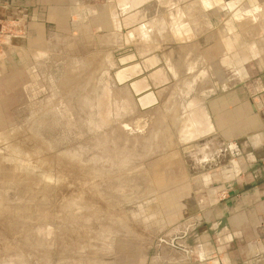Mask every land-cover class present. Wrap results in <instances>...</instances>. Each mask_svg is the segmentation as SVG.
<instances>
[{
    "label": "rangeland",
    "instance_id": "rangeland-1",
    "mask_svg": "<svg viewBox=\"0 0 264 264\" xmlns=\"http://www.w3.org/2000/svg\"><path fill=\"white\" fill-rule=\"evenodd\" d=\"M225 1L88 0L39 45L0 38V264L168 260L209 98L264 67V0Z\"/></svg>",
    "mask_w": 264,
    "mask_h": 264
},
{
    "label": "crops",
    "instance_id": "crops-1",
    "mask_svg": "<svg viewBox=\"0 0 264 264\" xmlns=\"http://www.w3.org/2000/svg\"><path fill=\"white\" fill-rule=\"evenodd\" d=\"M248 3L224 5L244 12ZM83 6L88 0H0V38L13 48L39 45L46 30L67 28L70 14ZM207 107L209 133L200 144L208 143L199 145L194 177L198 209L159 264H264V67L209 98Z\"/></svg>",
    "mask_w": 264,
    "mask_h": 264
},
{
    "label": "bare ground",
    "instance_id": "bare-ground-1",
    "mask_svg": "<svg viewBox=\"0 0 264 264\" xmlns=\"http://www.w3.org/2000/svg\"><path fill=\"white\" fill-rule=\"evenodd\" d=\"M133 18H131V20H132ZM176 27V26H175ZM178 28V27H177ZM181 33V32H180ZM105 99V98H104ZM101 103V102H100ZM99 106V105H98ZM106 111V110H105ZM108 112V111H107ZM102 113V112H101ZM102 114H104V112L102 113ZM27 135V134H26ZM24 136H25V134H24ZM22 138V137H21ZM14 139V138H13ZM15 141L17 140L16 138L14 139ZM11 143V142H10ZM14 143V142H13ZM12 143V144H13ZM16 143V142H15ZM14 145V144H13ZM40 145V144H39ZM19 146V145H18ZM8 147V146H7ZM11 147V146H10ZM30 147V146H29ZM14 148V147H13ZM24 148V147H23ZM23 148H21V149H23ZM29 149V148H28ZM22 151V150H21ZM41 159V158H40ZM162 160H164L163 158H162ZM16 161H18V160H16ZM18 163V162H17ZM163 163V162H162ZM13 164V163H12ZM172 165V164H171ZM11 166V165H10ZM12 167H13V169H11V168H9L8 170H9V172L10 173H14V171H15V169H19V168H17L16 167V165H15V167L12 165ZM20 173H23V175H24V180H26V179H28L29 180V174L27 175V173L28 172H26L27 171V169H25L24 168V166L22 165V166H20ZM29 172H31V171H29ZM49 172V171H48ZM40 173V172H39ZM26 174V175H25ZM22 175V176H23ZM42 175V174H41ZM39 176V175H38ZM46 176V175H45ZM40 177V176H39ZM44 177V176H43ZM48 178V177H47ZM45 179V178H44ZM49 180H50V178H48ZM39 181V180H38ZM45 182H46V180H44ZM48 183V182H47ZM43 186V185H42ZM44 187H46V186H44ZM43 188V187H42ZM46 189H47V187H46ZM45 192H46V190H45ZM17 215V214H16ZM20 215V214H19Z\"/></svg>",
    "mask_w": 264,
    "mask_h": 264
}]
</instances>
